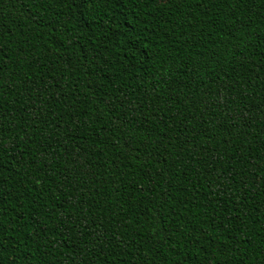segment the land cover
I'll return each mask as SVG.
<instances>
[{"label":"trees","instance_id":"obj_1","mask_svg":"<svg viewBox=\"0 0 264 264\" xmlns=\"http://www.w3.org/2000/svg\"><path fill=\"white\" fill-rule=\"evenodd\" d=\"M0 264H264V0H0Z\"/></svg>","mask_w":264,"mask_h":264}]
</instances>
